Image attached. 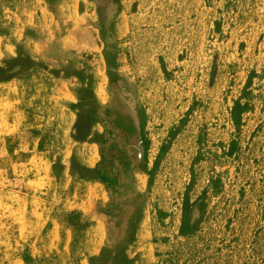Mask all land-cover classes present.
Returning a JSON list of instances; mask_svg holds the SVG:
<instances>
[{
    "label": "rangeland",
    "instance_id": "rangeland-1",
    "mask_svg": "<svg viewBox=\"0 0 264 264\" xmlns=\"http://www.w3.org/2000/svg\"><path fill=\"white\" fill-rule=\"evenodd\" d=\"M0 264H264V0H0Z\"/></svg>",
    "mask_w": 264,
    "mask_h": 264
}]
</instances>
